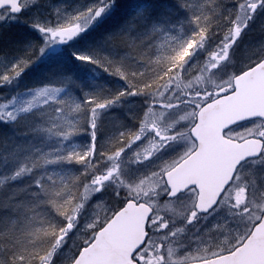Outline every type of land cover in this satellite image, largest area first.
<instances>
[{"label":"snow or ice","instance_id":"snow-or-ice-1","mask_svg":"<svg viewBox=\"0 0 264 264\" xmlns=\"http://www.w3.org/2000/svg\"><path fill=\"white\" fill-rule=\"evenodd\" d=\"M0 264H264V0H0Z\"/></svg>","mask_w":264,"mask_h":264}]
</instances>
